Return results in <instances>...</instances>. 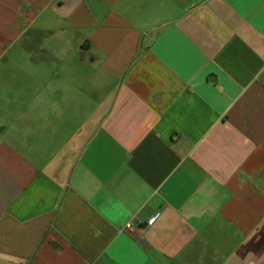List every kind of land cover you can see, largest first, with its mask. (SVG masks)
Returning <instances> with one entry per match:
<instances>
[{"label": "crops", "instance_id": "crops-1", "mask_svg": "<svg viewBox=\"0 0 264 264\" xmlns=\"http://www.w3.org/2000/svg\"><path fill=\"white\" fill-rule=\"evenodd\" d=\"M0 264H264V0H0Z\"/></svg>", "mask_w": 264, "mask_h": 264}, {"label": "built area", "instance_id": "built-area-1", "mask_svg": "<svg viewBox=\"0 0 264 264\" xmlns=\"http://www.w3.org/2000/svg\"><path fill=\"white\" fill-rule=\"evenodd\" d=\"M154 216L153 215H151L150 217H149V219H148V223H151L153 220H154ZM131 228V224L130 223H127L126 225H125V229H130Z\"/></svg>", "mask_w": 264, "mask_h": 264}]
</instances>
